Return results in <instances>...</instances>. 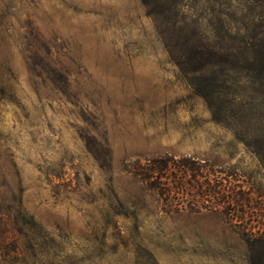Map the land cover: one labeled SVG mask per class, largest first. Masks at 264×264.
I'll use <instances>...</instances> for the list:
<instances>
[{"label": "rangeland", "instance_id": "obj_1", "mask_svg": "<svg viewBox=\"0 0 264 264\" xmlns=\"http://www.w3.org/2000/svg\"><path fill=\"white\" fill-rule=\"evenodd\" d=\"M165 154L263 215L264 0H0V264H251L218 214L160 213L120 173Z\"/></svg>", "mask_w": 264, "mask_h": 264}, {"label": "trees", "instance_id": "obj_2", "mask_svg": "<svg viewBox=\"0 0 264 264\" xmlns=\"http://www.w3.org/2000/svg\"><path fill=\"white\" fill-rule=\"evenodd\" d=\"M194 53L196 60L201 53ZM231 170L236 171V174L240 172L234 168ZM120 173L135 180L160 213L169 215L183 211L193 214L212 212L218 214L237 232H243L241 236L249 243L264 247V231L261 234L245 233L246 229L255 230L264 223L261 221L264 220V213L262 215L259 212L257 202L263 195L259 197V191L253 186L246 188L239 180H232L233 174L224 168L194 156L176 157L165 154L125 161ZM117 205L120 210L113 214L117 218L114 227H118V219L130 218L123 203L117 200ZM250 262L264 264V249L251 257Z\"/></svg>", "mask_w": 264, "mask_h": 264}]
</instances>
